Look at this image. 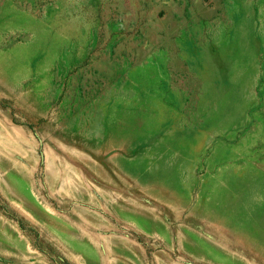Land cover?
Here are the masks:
<instances>
[{"label": "rangeland", "instance_id": "374dc122", "mask_svg": "<svg viewBox=\"0 0 264 264\" xmlns=\"http://www.w3.org/2000/svg\"><path fill=\"white\" fill-rule=\"evenodd\" d=\"M0 264H264V0H0Z\"/></svg>", "mask_w": 264, "mask_h": 264}]
</instances>
